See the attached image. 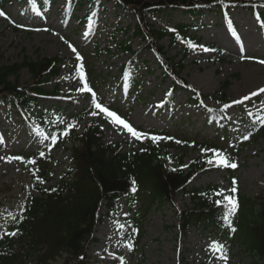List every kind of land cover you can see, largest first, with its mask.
Listing matches in <instances>:
<instances>
[{"label": "rangeland", "instance_id": "rangeland-1", "mask_svg": "<svg viewBox=\"0 0 264 264\" xmlns=\"http://www.w3.org/2000/svg\"><path fill=\"white\" fill-rule=\"evenodd\" d=\"M7 1V13L0 16V66L21 62L24 54L33 59L59 56L64 60L59 77L47 87L52 90L58 86L59 94L42 98L41 107L54 109L56 105L68 106L70 111L89 107L91 98L84 91H79L82 87L76 72L72 71L71 60L78 52L90 56L91 66L97 73L106 76L107 80L100 88L102 96L108 101L116 100L119 106L129 111L134 126L169 129L188 136L199 134L214 137L217 129L223 128L231 134H242L246 130L245 124H250L246 112L254 107H264V94L243 100L244 96L264 88V64L258 62L264 60V31L259 16H255L248 6L229 9L228 19L234 24V31L222 14L215 10L206 11L197 21L199 25L193 29L202 38V43L185 59L180 41L172 44L169 37L159 41L167 51L168 58L184 59L182 76L205 95L212 96L217 92L221 95L222 83L230 81L226 99L209 97L205 102L209 107L230 105L227 108L228 122L218 128L215 123H206L207 111L192 105L187 92H178L169 108L162 109L172 79L162 81V69L154 51H145L140 61L133 65L129 77L135 78L138 85L127 89L120 74L132 55L120 51L119 44L126 41L135 51L144 44L143 38L135 35L138 20L130 11L119 8L112 1L91 0L77 8V18H72L68 23L65 19L69 12L67 0H52L50 7L42 14L32 8L29 0ZM188 21L189 17L181 11L148 18L149 24L156 29H166L175 23ZM96 48L102 53L92 56ZM19 83L22 87L32 84L26 69L19 73ZM219 94L216 97H220ZM233 100H241L242 103L232 104ZM8 109L0 106V158H3L0 159V192L5 193L9 188L13 191L0 193V227L14 202L24 198L25 191L35 185L25 165L26 154L48 144L43 134L37 131L35 123L27 122L16 111L9 113ZM104 129L105 142H121L125 150L136 145L137 139L122 126L107 122ZM176 153L181 152L176 149ZM17 154L24 155L20 156L23 160L8 159ZM53 154V168L56 170L54 183L66 170L70 154L65 149H56ZM200 154L199 151L190 150L184 159V167L187 168ZM223 155L237 164V182L246 195L257 196L264 191V137L238 155L234 152ZM230 179L226 170L213 171L197 180L196 184L215 185L226 193ZM174 202V205L165 203L158 207L156 204L149 210L144 220L142 239L134 253L135 242L128 239L133 212L127 203L121 201L115 213L107 216L97 228V241L88 252L91 257L89 264H251L249 254L241 245L219 243L216 235L208 232L210 229L192 230L179 243L173 229L176 212L178 208L191 207V201L178 196ZM213 242L224 246L227 261L219 258L222 253L211 247ZM129 244L132 245L131 249Z\"/></svg>", "mask_w": 264, "mask_h": 264}, {"label": "trees", "instance_id": "trees-1", "mask_svg": "<svg viewBox=\"0 0 264 264\" xmlns=\"http://www.w3.org/2000/svg\"><path fill=\"white\" fill-rule=\"evenodd\" d=\"M86 0H69L71 12L81 7ZM117 4L132 10L140 21L138 34L147 41L152 37L162 39L170 36L172 42L182 40L188 53L200 42L189 31L191 25L176 24L170 30H152L145 24V17L183 8L185 13L198 16L204 9L216 5L220 11H226L229 3H244V0H115ZM49 0H31L34 8L41 10L47 7ZM257 7L264 6V0H253ZM5 0H0L2 11ZM263 18V13L261 14ZM142 25V26H141ZM174 30V31H173ZM156 45V44H155ZM120 49L127 51L131 48L120 45ZM160 60L165 71V78L171 76L174 80L170 90L171 98L179 87H185L193 93V100L203 104L201 95L190 86L181 76L184 69L182 61H175L165 57L162 47L156 45ZM74 59L73 69L77 70L82 85L87 83L92 92L98 97V102L116 112L122 119L129 122L135 129L148 134V138L138 141V146L125 151L122 143L108 144L104 141L103 122H110L104 113L91 106L90 110L65 114L61 108L57 110L40 108L39 97L57 93L49 90L48 85L59 74V57L48 58L39 56L32 59L23 56L19 63L0 66V105L8 106L12 111L17 109L29 121H38L39 129L49 138V148H41L27 155L26 166L30 176L38 180L34 188L35 194H29L20 204L19 216H13L11 225L0 233V264H87L89 256L87 250L95 240L93 234L100 222L101 207L109 213L115 209L119 199L124 195L129 198L130 205L141 204L132 224V235L137 237V244L143 233V220L154 203L162 206L174 203L179 195H188L192 207L179 209L176 213L177 238L184 237L191 228L211 229L221 242L230 245L239 244L249 254L251 264H261L264 261V191L257 196L249 197L236 183V193L230 189L225 195L236 197L238 208L231 216V226L223 219L225 207L217 204L222 196L216 193L220 189L216 186L200 188L193 184L197 175L213 169H221L212 150L231 149L241 152L248 145L256 143L264 136V108L249 112L253 124L247 132L238 137L228 134H218L214 138L189 137L184 134H171L169 131L145 130L135 127L129 114L116 104H108L99 95L100 85L105 81L102 74H98L82 57ZM83 65L84 79L80 77V66ZM28 69L32 77V84L23 88L19 83V73ZM129 84V82H128ZM229 82L223 83L225 89ZM90 95L92 93L88 92ZM36 109V112L34 111ZM97 111V115H92ZM224 109L212 110L208 122L226 121ZM76 126L68 128V124ZM67 131V135H64ZM171 137L172 139L151 140V136ZM56 140L53 142L52 137ZM248 137L245 139L244 137ZM182 141V143H177ZM225 145V146H223ZM63 148L70 152V164L61 174L55 184L56 172L53 169L52 151ZM181 154H173V150ZM190 149L203 150L194 159L188 169L183 168L184 158ZM44 155L41 156L40 153ZM30 161H35L31 163ZM176 162V165L168 166ZM233 173L232 168H228ZM235 176V173H233ZM136 181V191H132V181ZM42 181V182H41ZM47 189V191L45 190ZM54 189V191H53ZM233 229H235L233 231ZM16 232L15 236L8 233Z\"/></svg>", "mask_w": 264, "mask_h": 264}, {"label": "snow or ice", "instance_id": "snow-or-ice-1", "mask_svg": "<svg viewBox=\"0 0 264 264\" xmlns=\"http://www.w3.org/2000/svg\"><path fill=\"white\" fill-rule=\"evenodd\" d=\"M4 15H5V13L3 11H0V16H4ZM44 30L47 31V29H44ZM61 39H63V37H61ZM70 47H71V45H70ZM72 50H73V52L76 51L75 48H73ZM204 50L205 51H214V50H211V49H204ZM247 58L248 59H252V57H247ZM77 59H81L79 57V54L78 53H77ZM258 62L260 64H264V60H259ZM80 77H81V79H84L83 65L80 66ZM79 91H81V92L87 91V92L92 93L91 101H92L93 108L96 109V110H99L100 113H104L106 115V118H109L110 119V122L113 125L122 126L135 139L148 138V134L147 133L138 131L129 122H127L125 119H122L121 116H119L116 112L111 111L108 107H105L102 103L98 102V97L96 96V94L94 92H92V89L89 86V84L87 83V80L86 79H85V82L83 84V87L80 88ZM260 94H264V88H260L257 91L252 92L249 95L244 96L243 97V100H249L251 96H258ZM240 103H242L241 100H233L232 101V104H240ZM229 107H230V105H228V104H225L224 105V108H229ZM91 114L92 115H97L98 112L97 111H93ZM261 123L264 124V120H261ZM74 126H76V125L75 124H72V123H70V124L67 125L68 128H72ZM64 135H67V131H65ZM150 138L153 141H158L160 139H172L171 137H164V138H162V137H159V136H156V135H152ZM244 138L245 139H248L247 136L244 137ZM52 140H53V142H55L56 137L53 136L52 137ZM177 143H182V141H177ZM212 151L216 153V155H217V157H219V159H217L216 161L209 160L208 163L215 162L218 166H222V167H231V168H236L237 167V164L236 163L230 162L228 160V158L226 156H224L222 153L217 152L215 149H213ZM40 155L43 156L44 153L41 152ZM0 159H3V158H0ZM8 159L9 160H13V159H15V160H23V157L16 156V157H9ZM30 162L31 163H35V161H30ZM232 183H233V185H235L236 184V180L233 179ZM45 190L47 191V189H45ZM53 191H54V189H53ZM132 191L133 192L136 191V181L135 180L132 181ZM224 191H225L224 189H221L220 191H218L216 193L217 196H222V199L221 200H217L216 203L217 204L224 205V207H225V214L223 215L222 219L229 226H231V216L233 214H235V212L237 211L238 203H237L236 197L234 195H231V194L225 195L224 194ZM230 192L231 193H236L237 192V188L235 186L232 187L230 189ZM121 227H123V226L121 225ZM234 230L235 229H233V231ZM16 234H17L16 232L8 233V235H13V236H15ZM128 247H129V249H131L132 245L129 244ZM211 247L214 248L216 251L222 253L221 256L219 257L220 259H222L224 261H227L228 260L227 253L224 252V246L222 244H219L217 242H213V244L211 245Z\"/></svg>", "mask_w": 264, "mask_h": 264}, {"label": "bare ground", "instance_id": "bare-ground-1", "mask_svg": "<svg viewBox=\"0 0 264 264\" xmlns=\"http://www.w3.org/2000/svg\"><path fill=\"white\" fill-rule=\"evenodd\" d=\"M195 84V83H194Z\"/></svg>", "mask_w": 264, "mask_h": 264}]
</instances>
